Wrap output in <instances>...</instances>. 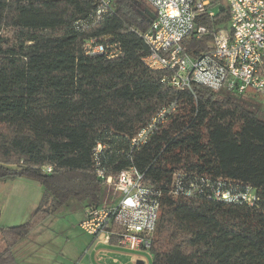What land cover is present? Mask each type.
Listing matches in <instances>:
<instances>
[{"label": "trees", "instance_id": "16d2710c", "mask_svg": "<svg viewBox=\"0 0 264 264\" xmlns=\"http://www.w3.org/2000/svg\"><path fill=\"white\" fill-rule=\"evenodd\" d=\"M215 4L225 9L223 0ZM96 7L0 0V181L43 188L30 221L0 234L29 230L71 199L98 205L99 174L133 167L160 206L151 264H264L262 110L202 85L176 90L162 81L166 71L145 66L142 35L155 13L144 2L112 0L101 16ZM227 20L225 9L201 24L211 32ZM210 40H187V52ZM89 41L117 44L119 54L87 55ZM163 110L147 140L132 145ZM217 191L253 199L228 202ZM0 264L16 263L5 252Z\"/></svg>", "mask_w": 264, "mask_h": 264}, {"label": "built area", "instance_id": "2783aa9c", "mask_svg": "<svg viewBox=\"0 0 264 264\" xmlns=\"http://www.w3.org/2000/svg\"><path fill=\"white\" fill-rule=\"evenodd\" d=\"M96 15L101 16L112 0H92ZM147 4L155 18L142 39L148 47L143 63L151 70L166 71L162 81L176 90L192 91L202 85L212 92H223L241 98L264 101V0H223L229 26L213 29L201 20H214L219 13L215 0H138ZM211 34L207 48L192 56L187 40ZM87 55L119 54L117 44L89 41L84 45ZM170 110L161 111L143 128L132 145L144 143L156 124ZM98 145L96 151H100ZM51 167H45L47 173ZM98 205L88 206L79 227L93 237L95 244L115 245L145 254L142 262L151 260L150 246L159 218V202L143 175L130 167L116 175L104 176ZM250 193V192H249ZM231 196L215 193L228 202L251 203L250 194Z\"/></svg>", "mask_w": 264, "mask_h": 264}, {"label": "rangeland", "instance_id": "374dc122", "mask_svg": "<svg viewBox=\"0 0 264 264\" xmlns=\"http://www.w3.org/2000/svg\"><path fill=\"white\" fill-rule=\"evenodd\" d=\"M224 26H229V22ZM251 102L258 105L252 109L260 108L264 118V101L252 98ZM42 194V186L32 180L0 181V230L8 231L30 221ZM85 210L84 203L71 199L29 230L17 231L16 236L1 233L0 256L5 252L12 254L16 264H104L102 260L97 261L96 251L106 247H94L93 237L79 227Z\"/></svg>", "mask_w": 264, "mask_h": 264}, {"label": "crops", "instance_id": "0c3cea01", "mask_svg": "<svg viewBox=\"0 0 264 264\" xmlns=\"http://www.w3.org/2000/svg\"><path fill=\"white\" fill-rule=\"evenodd\" d=\"M98 245H102V244L94 243V247H97ZM103 246L106 248L104 249L101 248L96 251L98 262L102 260L104 264H108V263L109 264H150L151 261L150 259H148V261L146 260V262H142V259L144 257L146 258L145 254L143 253L129 252L115 245L114 243ZM101 255H103L104 257H101ZM110 259H112V261ZM121 259H124L125 261H122Z\"/></svg>", "mask_w": 264, "mask_h": 264}, {"label": "water", "instance_id": "95a60500", "mask_svg": "<svg viewBox=\"0 0 264 264\" xmlns=\"http://www.w3.org/2000/svg\"><path fill=\"white\" fill-rule=\"evenodd\" d=\"M224 10H225V9H224L223 6H219V7H218V11H219V12H223Z\"/></svg>", "mask_w": 264, "mask_h": 264}]
</instances>
